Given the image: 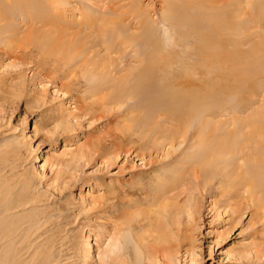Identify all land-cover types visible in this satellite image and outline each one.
<instances>
[{"label": "rangeland", "instance_id": "374dc122", "mask_svg": "<svg viewBox=\"0 0 264 264\" xmlns=\"http://www.w3.org/2000/svg\"><path fill=\"white\" fill-rule=\"evenodd\" d=\"M103 1L114 4L116 8L129 2ZM140 2L157 27L156 54H167L171 49L173 52L168 54L169 58L180 65L181 58H187L185 52L188 48L180 43L182 40L172 30L169 34H173L177 45L171 44L170 37L163 34L162 30L168 25L161 22L162 15H168L164 12L167 11L164 9L166 2ZM253 2L255 21L251 41L244 46L241 44L235 55L239 63L236 68L239 70L238 81L231 86L234 81L209 80L205 85L209 92L214 88L219 93L223 92L230 107L225 101L222 112L205 118V131L210 128L207 132L193 136L191 127L186 139L177 140L174 148L159 145L140 156L131 152L115 157L112 153L114 147L105 142L119 128L131 125L127 120L128 114L125 107L117 109L118 106H110L101 100L100 94L92 96L87 92L91 83L79 87L78 80L86 81L81 74V77L73 76L75 81L71 83V77L62 79L54 72L49 75L45 71L40 73V68L35 63L31 64L29 57L15 56L18 48L10 55L0 57V203L27 201V209L23 213L22 208L12 215L0 214L4 217L0 220V231L15 221L14 225H19L14 234L9 232L11 237L0 241V264H51L54 259L58 264H103L101 258L112 242L110 221L130 225L139 235L166 236L167 239L163 237L164 244L170 240L168 245L174 255L169 258V264H264V217L259 210L242 200L237 212L242 215L240 218L232 216L231 208L223 206L225 198L215 182L217 178L206 179V183L197 185L193 169L190 167L184 171L179 163L197 148L207 149L202 152V158L196 159L197 162H219L223 174L237 166V162H246L245 158L250 161L246 148L243 154L247 157H242V153L229 152L238 142L241 146L242 140L235 135L215 133L212 136L211 133L218 124L226 127L233 119L248 118L264 101V0ZM69 3L66 12L69 20L82 17L80 11L82 6L87 8V0H69ZM19 21H12L14 25L19 23L23 26L16 31L19 41L13 45L27 51L26 45L20 41L27 42L30 23L23 25ZM243 36L246 34H240L237 42H242ZM0 38L2 44L3 38ZM106 53V50H101L99 56ZM252 58L257 59L256 65L244 69V64ZM123 60L120 66L127 69L140 66V62L130 58ZM94 62V67H98L100 63ZM225 69L221 73L229 71L227 67ZM125 73L121 71L116 77ZM93 77L92 82L99 80L98 76ZM62 84L67 85L63 87ZM251 84L256 93L260 91V95L255 96ZM255 98L256 103L250 104ZM238 102L245 105L241 111L237 108ZM87 104L103 108L91 112L86 109ZM142 116L140 113L141 118L137 120L141 121ZM144 127L141 123L138 130ZM215 136L221 138L220 146L224 143L216 152L214 149L219 145ZM212 137L216 138L213 140L217 146ZM203 140H208L206 145ZM209 145L214 147V155L210 154L212 146ZM176 162L181 166L176 167ZM176 169L180 170L179 178ZM235 192L240 197L247 195L239 186ZM113 199L117 202L115 211L119 215L112 220L113 217L109 218L107 213L114 210L108 205ZM25 232L27 241L23 235ZM156 261L155 264H166L159 257Z\"/></svg>", "mask_w": 264, "mask_h": 264}, {"label": "bare ground", "instance_id": "6f19581e", "mask_svg": "<svg viewBox=\"0 0 264 264\" xmlns=\"http://www.w3.org/2000/svg\"><path fill=\"white\" fill-rule=\"evenodd\" d=\"M128 1L127 4L116 8L114 4H107L103 0H87V8L82 6L80 11L82 17L70 21L66 14L70 5L69 0H0V36L3 38V43L0 44V57L10 55L18 48L15 56L29 57L31 64L35 63L36 67L40 68V73L54 72L62 79L71 77V83L75 81L73 76L77 77L81 74L86 81L78 80L79 87L91 83L87 92L92 96L100 94V99L108 105L118 106L117 109L125 107L128 114L127 120L131 125L119 128L105 142L108 146L114 147L112 153L115 157L131 152H136L140 156L144 151L149 152L158 148L159 145L165 147L169 145L174 148L177 140L186 139V133L191 127L194 129L193 136L207 132L210 128L205 131L204 122L207 121L205 118L222 112L227 100H224L223 92L219 93L214 90L215 88L214 91L209 92L205 85L209 80L219 82L224 80L228 83L234 81L231 86L238 81L239 70L236 68L239 63L238 56L235 58V55L241 44L244 46L251 41V29L255 21L253 0L236 2L234 0H178L180 3L175 0H163L167 4L164 7L167 11L164 10V12L168 13V15L161 14L163 25L168 24L162 30L163 34L166 38L168 35L170 43L175 45L173 34H169L172 30L174 35L182 40L180 43L188 48L185 52L187 58H181L180 65H177L168 56L173 50L167 48L170 53L156 54L157 27H154L153 19H150L151 16L149 17V13L143 8L140 0ZM261 7L260 10L263 9L262 5ZM185 8L187 10L182 13L181 11ZM19 19L23 25L30 23L27 29V42L20 41L26 45L27 51L13 45L15 41H19L16 31L23 26L19 23L18 26L14 25L12 21L17 22ZM16 26L17 29L14 28ZM240 34H246V36H243L245 38L242 42H237ZM107 37L108 40H105ZM99 48L107 51L105 56H99L101 51ZM165 51H167L166 48ZM112 54H116L115 57ZM127 58L140 62V66L129 69L120 66L123 59ZM94 61L100 63H97L98 67H94ZM256 62L255 58L247 64L244 62V69H248L252 64L256 65ZM225 66L229 71L221 73L222 69L227 70ZM213 69L214 73L211 72ZM121 71H126L125 75L116 77V74ZM253 71L251 74L254 73ZM93 76H98L99 80L92 82ZM66 85L62 84L63 87ZM252 86L255 96L260 95V91L256 93V88ZM234 94L236 95V92ZM256 101L257 98L254 101L251 100L250 104ZM244 107V104L237 103L239 110ZM102 108V106L90 104L86 106V109L91 112L100 111ZM142 111L145 113L143 114ZM140 113L144 115L141 121L137 120ZM215 120V123H218L217 119ZM141 123L145 127L143 130H138ZM166 125L169 127H164ZM215 133H221L224 136L235 135L240 141L242 140L241 146H239L241 142H238L229 152L242 153L243 157L246 148L250 161L247 162L245 158L246 162H237V166H233L223 174L220 171L219 162H197V158H202V152L207 151V149L202 151L197 148L185 156L184 162H179L183 165V170H189L190 167L193 169L197 185L206 183V179L217 178L215 182L221 187L225 198L223 206L231 208L232 216L237 215L240 218L242 214L240 212L238 215L237 212L241 208L242 200H246L251 208L259 210L260 215L264 217V211H262L264 208V101L260 107L252 111L248 118L238 121L233 119L226 127L218 124L211 135L214 136ZM215 137L211 139L216 140L217 137ZM219 139L221 138H217L218 145H221ZM207 141L203 140L205 145ZM225 142L227 143L228 140ZM215 144L217 146V142ZM220 145L216 147L217 149L209 145L210 154L214 155L213 153L220 150L224 143ZM213 149L214 152H212ZM180 166L176 162V167ZM179 172L180 170H175L178 178ZM238 186L245 189L247 195L240 197L235 192ZM10 201L0 203V214L5 212L12 215L19 213L22 208L23 213L27 209V201L19 200L15 203ZM110 201L109 208L113 207L114 210L107 214L109 218L113 217V220L119 214L115 209L116 200ZM0 220H4V217ZM110 222H112L111 231L109 230L112 242L106 249L104 258L100 257L103 264H155L158 257L169 264L171 261L169 258H173V249L168 245L171 243L170 240L168 244H164L163 241V237L166 236L162 237L159 234L154 236L150 233V235H139L130 225ZM14 223L0 231V241L11 237L9 232L14 234L19 226ZM23 235L27 241V232ZM54 261L51 264H58L56 259Z\"/></svg>", "mask_w": 264, "mask_h": 264}]
</instances>
